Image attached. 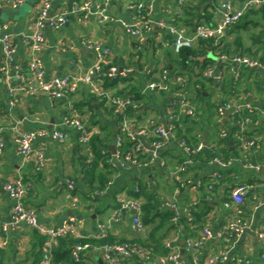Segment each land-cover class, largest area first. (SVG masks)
Wrapping results in <instances>:
<instances>
[{"label":"crops","instance_id":"crops-1","mask_svg":"<svg viewBox=\"0 0 264 264\" xmlns=\"http://www.w3.org/2000/svg\"><path fill=\"white\" fill-rule=\"evenodd\" d=\"M42 1L24 0L18 9L0 7L5 10L0 16V22L9 26L3 35L11 36L14 47L10 66L13 71L16 66L27 70L31 52L24 42L23 35L34 30ZM50 2V15H54L64 10L70 11L76 0ZM90 2L91 10H94L101 0ZM138 2L145 5L149 17L154 22L153 29L140 38L129 34L123 26V23L131 25L136 21L134 6ZM219 2L220 0L214 2V9L218 7ZM213 7L208 9L209 17H212L210 11ZM181 10L176 0H114L107 6V22L99 23L94 15L84 19L82 15L77 14L70 15L67 25L59 31L46 28L45 44L40 52L45 66V80L66 76L83 77L86 74L95 56L91 49L83 45L84 40L108 49L110 57L105 70L115 68L117 77L121 76L116 84L110 86L113 81L103 74H96L93 77L95 90L78 82L76 92L62 99H54L44 93L35 96L22 95L17 106L12 107L2 72L4 60L0 56V127L4 129V155L0 162V243H5V248L13 242L15 244L10 247L12 254L7 264H18L25 259L27 253L32 252L35 245L34 231L25 225L15 229L9 228L7 232L2 231L4 225L10 224L16 205V201L4 191L3 184L17 179H22L31 187L25 204L36 210L40 223L61 227L69 218L74 217L80 236L86 240L108 237L112 243L126 242L145 248L147 257L146 260L142 259V264H168L167 242H171L179 253L180 264L205 262L207 258L217 255H226V260L218 264H264V239L261 238L264 233V169L260 173H253L235 160L234 165L238 166L239 171L231 173V178L223 182H214L217 166L212 158H198L188 166L179 183L172 180L169 174L175 172L186 158L174 140L169 141L160 152L164 167H135L122 170L112 165L120 119L110 111V106L103 104L104 99L100 98L97 92L116 95L124 91L129 84L145 93L149 92L145 90L147 85L157 79L163 69L169 70L167 66L171 69L175 59L171 58L176 56L173 48L174 36L166 29L160 28L157 23L175 24L187 34H193L199 22L198 18L181 14ZM201 14H204V8ZM263 19L250 17L244 20L241 28L246 29ZM238 30H229L224 37L225 43L232 37H237ZM209 56L217 58L219 55L210 52ZM257 58L261 60L260 57ZM212 60L216 62L213 66L216 71H227L224 82L227 79L231 82L230 91L234 94L231 96L229 92V96H226L221 87H211V103L225 98L235 102H249L258 110L259 117L264 119L261 114L264 109V74L258 70L243 69L240 80L235 81L226 64L218 59ZM124 78H131V81L124 83ZM172 94L173 91L150 92V102L142 114L129 116L130 123L147 126L150 122H155L164 127L175 124L184 114H180V109H170ZM127 95L129 94L123 96ZM71 103L92 133L91 144L88 148L83 147L79 143L78 134L71 129L67 130L69 136L64 143L38 138L33 146L34 152H44L46 166L37 171L35 155L25 157L15 144L13 127L17 125L22 131L57 128L69 114L68 105ZM199 113L204 119L203 126L198 129L203 132L199 137L201 143L209 146V137L215 132L213 124L218 122V117L212 115L214 111L208 106L204 112L200 110ZM178 115L179 117H176ZM226 119L229 123L230 115ZM229 126L232 128L230 123ZM261 135L262 143L258 142L257 147L246 156L247 160L255 164L262 163L264 158V133ZM205 150L210 153L208 148ZM234 150L232 143L230 151ZM102 180L106 181L105 187L102 190L95 188L103 183ZM250 180L255 181L254 184H249ZM245 182L249 184V195L242 204L233 203L230 197L231 188L236 183ZM70 184H73L72 188L69 187ZM209 184L213 185L212 190L208 189ZM144 187L159 200L160 210L170 209L177 212V217L167 228L166 237L162 240L164 253L157 249L156 243L163 233L151 236L153 225L145 226L144 231L140 233L136 232L132 228L134 210L122 207L123 203L132 200L144 203L143 195L135 198L132 194L133 190L135 194H139L140 191L137 193L136 190ZM203 200L208 203L209 210L200 225L196 224V218L191 213L192 210L201 211L200 204ZM172 205L176 208L169 207ZM184 216L190 217L186 226L181 224ZM239 219L247 220L250 225L243 234L236 235L227 230V225L230 221ZM205 228L215 235L221 231L225 232L224 239L217 240L213 237L205 242L199 252H188L185 248L187 240L198 238ZM47 246L45 252L50 251ZM27 264H32V260H28ZM79 264H104V261L102 254L97 252L87 254ZM126 264L140 262L133 258Z\"/></svg>","mask_w":264,"mask_h":264},{"label":"built area","instance_id":"built-area-1","mask_svg":"<svg viewBox=\"0 0 264 264\" xmlns=\"http://www.w3.org/2000/svg\"><path fill=\"white\" fill-rule=\"evenodd\" d=\"M114 0H101V3L96 4L94 10H91L90 0H76L70 11L64 10L54 15H50L51 2L50 0H43L36 20L35 27L31 33L23 35V39L27 47L30 49V58L27 62V70H22L16 66L14 71L10 66L13 60L14 47L12 44L11 36L3 35V32L8 30L7 23L0 22V56L4 60L3 76L6 83L7 97L12 107L17 106V103L22 95L35 96L41 93L54 99H62L68 94L76 92L78 82H82L95 90L93 84V77L96 74H103L104 77L110 81L117 79V70L109 68L105 70V66L109 62L110 51L103 48L100 44L83 41V45L91 49L94 53V62L90 69L83 77L66 76L63 78H53L49 81L45 80V66L40 57V52L45 44V30L50 28L53 31H59L64 28L68 23L70 15L80 14L84 19L89 18V15H94L99 23H104L109 20L107 16V6ZM181 7V14L188 0H176ZM24 0H0V7H8L11 9H18L23 5ZM264 6V0H220L216 9L210 11L212 17L210 20L205 19L198 22L193 34H187L185 30L177 27L175 24L168 25L164 22H158L157 25L169 31L174 36L173 48L176 54L182 50L192 49L201 40L214 39L219 41L223 39L226 34L235 25H237L244 16L252 9H259ZM137 19L131 25L123 26L129 34L135 37H142L146 32L153 29L154 22L149 17V11L142 2H138L134 6ZM226 64L232 77L235 81L240 80L241 70L250 69L258 70L264 74V62L258 58H252L241 54L230 55L221 54L216 60ZM237 68V70H235ZM227 71H216L215 67H210L202 72L203 77L210 78L216 83H224ZM186 78L177 77L174 81L168 69H163L157 78L150 82L146 87V92H170L173 91L170 109H180V114L190 117L196 116L197 108L194 105L195 96L185 89L175 90L176 87H184ZM97 94L100 98L106 100V105L114 108V113L120 119V131L116 138L115 154L112 165L118 166L122 170H129L135 167L150 168L155 166L164 167L165 163L160 158V152L165 145L174 140L186 158L184 162L173 173L169 174L172 180L177 182L181 180L188 169V166L196 159V154L201 153L206 148L213 151L214 146H206L199 143L194 146L188 145L184 140L177 138L175 125L164 127L150 122L147 126L133 125L129 121L127 110L130 107L138 109L133 96L127 95L117 97L110 93L103 92ZM103 100V101H104ZM69 114L66 115L59 127L51 130H36V131H22L16 125L13 127L14 142L18 146L19 151L25 157L35 155V164L37 171H41L46 166L45 154L43 151L38 150L34 152V143L38 138L49 139L54 142L64 143L68 139L67 130H74L78 134L79 143L88 148L91 144L92 133L89 127L84 123L83 119L79 116L77 109L71 103L68 105ZM258 111L249 102H235L226 100L218 104L216 108V115L220 120L226 121V113L230 112V117H240L234 125L239 128L235 134L236 142H238V149L240 157H236L230 161L223 160L219 157H213L212 160L217 166L214 174V182H222L224 179L223 171H228L235 160L246 170L253 173H260L264 169V162L252 163L247 160V155L257 147V140L249 138L245 135L246 127L251 123V117H244L243 113L249 114ZM264 116V109L261 111ZM181 116V115H180ZM176 117H179L176 116ZM4 129L0 127V162L4 155V142H3ZM220 136L226 138L228 133L221 132ZM129 139L133 146L131 150H125L124 146L126 140ZM70 188L73 184H70ZM4 191L9 197L16 201L13 210L10 224L2 227L3 232L7 230L18 228L25 225L28 228L37 231L40 235L47 238V247L50 248L49 252H45L42 264H64L63 262H54L52 259L51 250L55 248L59 240L64 237H73L75 239L83 240L79 233V227L76 218H69L61 227H50L39 222L37 212L34 208L25 204V198L31 191V187L27 185L22 179L15 181H8L3 184ZM208 189L212 190L213 185L209 184ZM138 193L139 190L137 189ZM230 197L233 203L242 204L249 195V185L243 183H236L231 188ZM123 208H131L134 210L132 219V228L136 232L144 231L145 225L143 224V203L139 200H132L123 203ZM176 208V206H169ZM247 220L230 221L227 225V230L236 235H241L249 228ZM225 232L221 231L216 235L208 228L203 229L202 233L196 239H189L186 242L185 248L190 253L199 252L208 239L216 238L217 240L224 239ZM264 239V233L261 234ZM1 247L5 243H0ZM168 250L167 261L168 264H180V256L176 249H174L171 242L166 243ZM102 254L104 264H126L134 256H138L146 260L147 250L140 245H131L129 243H104L95 245L91 242L79 241L71 249V258L75 264L83 261L84 256L89 253ZM226 260V255L211 256L205 262L195 261V264H218Z\"/></svg>","mask_w":264,"mask_h":264},{"label":"trees","instance_id":"trees-1","mask_svg":"<svg viewBox=\"0 0 264 264\" xmlns=\"http://www.w3.org/2000/svg\"><path fill=\"white\" fill-rule=\"evenodd\" d=\"M216 0H188L187 6H185L184 10L182 11L183 15L192 16L194 18H198L199 22L203 19L206 21L210 20L211 17L207 15L208 9L211 8L214 5V2ZM204 8V14H201L202 9ZM256 15H260L262 18H264V6L260 7L259 9L250 10L244 18L233 27V30H238L243 26L244 20L254 17ZM241 37H238L236 39L235 46L238 50L241 51L242 42ZM242 47V48H241ZM210 52H216L218 55L221 54H229L230 52V46L225 44L224 38L219 40L218 42L214 39L209 40H201L199 41L195 47L192 49H185L182 50L179 54H175L176 56L172 57L171 59H174L172 61V68L170 69V66H167L170 71V75L172 77V80L174 81L177 77H184L186 78V84L184 87H176L175 90L178 89H185L191 94L195 96L194 99V105L197 108L196 116L190 117L187 115H182L179 120L175 122V130L174 132L177 135V138L184 140L188 145L194 146L201 142V139L199 137V134L201 133L198 129H201L200 127L203 126L204 119L200 115V110L204 112L205 109H207V106L210 107L214 111V116L216 115V108L218 107V104L222 103L223 101L228 100L229 98L222 99L220 101L217 100V102L211 103L210 97H212L213 93L211 91V87L217 88L221 87V90L223 94L226 96H229V92L234 94V92L230 91L232 84L227 79L226 82L220 84L216 83L210 78L203 77L202 72L212 66L215 65V61L208 57ZM261 55V56H260ZM257 57H260L261 60L264 62V52L261 54H258ZM166 67V68H167ZM121 76L117 77L116 80H113L111 82L112 84L110 86H113L120 80ZM131 79V78H130ZM128 78H124L122 81L124 83L131 81ZM155 80H157L155 78ZM129 94L133 96V99L138 106V109L134 107H130L127 110V114L130 117H136L139 116V114H142L148 103L150 102V92H143L142 89L134 88L130 84L124 89V91L118 92L115 96L120 97L125 94ZM149 93V94H148ZM152 93V92H151ZM104 105H106V100L103 102ZM108 107V106H107ZM110 111L114 113V108L111 107ZM258 111H254L252 113L245 112L243 113L244 117H251V123L246 127L245 135L249 138H254L257 140V143H262V133H264V119L260 118L257 114ZM262 114V113H261ZM240 120V117H230L229 123L232 126L230 128L228 121L220 120L218 117V122H215L213 125H215L214 130L215 132L210 135L209 137V143L214 146L213 151H210V153L206 152V150L202 151L199 154H196V159L198 158H206L207 160L213 158V157H219L223 160L230 161L234 159L235 157H240V151L238 149V142L235 140V134L238 132L239 128L235 126L234 124ZM226 131L228 133V136L226 138H222L220 136L221 132ZM234 144L235 150L230 151L231 144ZM133 146V143L127 139L124 149L125 150H131ZM210 154V156H209ZM200 160V159H199ZM264 162V158L262 160ZM94 163V161H93ZM94 165V164H93ZM239 168L238 166L233 165L228 171H223V180L231 178L232 175H230L233 172H238ZM222 180V182H223ZM103 183L100 184V186H96L95 188H99V190H102L105 187L106 181L102 180ZM258 179L256 178V182ZM255 181L250 180L248 182L249 184H254ZM243 184H247L246 182ZM247 184V185H249ZM93 187V189H95ZM140 193L135 194V191H132V194L135 198H138L139 196L143 195L144 203H143V224L145 226L153 225L151 236H157L159 235V232L163 233V236L157 239L156 243L158 250H164L163 247V239L166 237V230L172 223V221L177 217V212L172 211L170 209L160 210V202L156 198V196L152 193H149L147 191V187L139 189ZM201 211H194L192 210L191 215L196 218L195 222L196 224L199 223L201 225L202 221L204 220L208 210L209 206L206 201H202L200 204ZM200 207V206H199ZM197 207V209L199 208ZM190 217H182V225L186 226L189 224ZM34 231L33 240L35 241V245L33 247V250L31 253H27V256L25 259L18 262V264H27L28 260H32V264H42V259L46 251V245H47V238L40 235L37 231ZM79 241L81 242H91L92 244L99 245L104 244L106 242L112 243L109 238H103L101 240H90V239H75L73 237H64L59 240L58 245L53 249L52 252V259L54 262H63L66 264L67 262L74 263L71 258V249L72 247L77 244ZM14 242L11 243V245L7 248L0 246V264H7L9 260L10 254H12L10 247L14 246ZM14 253V252H13ZM134 259L137 262L143 261L142 258L138 256H134Z\"/></svg>","mask_w":264,"mask_h":264},{"label":"rangeland","instance_id":"rangeland-1","mask_svg":"<svg viewBox=\"0 0 264 264\" xmlns=\"http://www.w3.org/2000/svg\"><path fill=\"white\" fill-rule=\"evenodd\" d=\"M216 0L215 2H217ZM255 17H261L256 15ZM237 37H232L227 40L225 44L230 46V55H237L242 53L245 56H250L252 58H257L258 54L264 52V19L260 23L248 26L245 28H240ZM241 37L242 49L241 51L235 46L236 39Z\"/></svg>","mask_w":264,"mask_h":264},{"label":"water","instance_id":"water-1","mask_svg":"<svg viewBox=\"0 0 264 264\" xmlns=\"http://www.w3.org/2000/svg\"><path fill=\"white\" fill-rule=\"evenodd\" d=\"M4 13H5V10L2 9V8H0V16H2V14H4ZM209 57L212 58V59H216V58L213 57V56H209ZM229 115H230V112H227V113H226V117H229ZM112 150L114 151V148H113ZM182 252H184V250H183Z\"/></svg>","mask_w":264,"mask_h":264}]
</instances>
